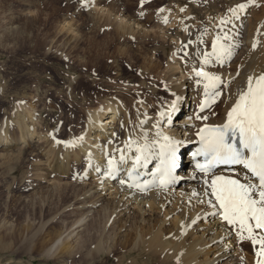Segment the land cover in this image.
Wrapping results in <instances>:
<instances>
[{"label":"bare ground","instance_id":"obj_1","mask_svg":"<svg viewBox=\"0 0 264 264\" xmlns=\"http://www.w3.org/2000/svg\"><path fill=\"white\" fill-rule=\"evenodd\" d=\"M245 4L247 7L235 15L229 9H223L225 11L221 17L227 21L226 24L220 22L218 26L217 19L216 24L211 21L214 33L223 29L219 33L227 36L226 42L232 46L233 54L223 62L208 66L207 70L221 76L225 83L218 89L221 91L220 97L204 112L200 111L205 100L203 86L196 85L192 71L187 73L184 63L178 61L181 57H176L178 59L171 62V67L163 71L157 70L154 73V65L144 67L141 82L132 93L126 88H113L112 91H101L102 94L95 101L86 96L81 98L80 105L78 101H71V105L82 109L83 116L80 119L83 127L78 133L70 132L66 139L60 137V133L56 135L46 130L39 131V123L25 109L21 110L22 114L14 115L11 119L0 117V160L2 158L14 162L15 158L21 156L16 154L30 147L38 156L34 162L35 173L31 176L33 185L44 183L47 194L50 191L60 204L67 203L48 220L62 227L71 222V228L67 225L69 229H63L53 238V246L47 254L58 252V245H61L63 255L74 256L77 247L73 245L78 241V248H87L91 242L95 245L87 249L86 255L95 251L108 259L113 249L119 264H249L241 256L245 253L243 248H237L232 229L224 224L221 217L215 221L217 215H212L214 210L206 203H200L206 200L203 184L205 176L196 168L197 159L202 162L201 157H193L199 148L198 131L206 124H223L228 111L238 99L239 91L246 88L248 78L264 74V0ZM232 5L230 7H236V4ZM124 28L127 29L126 26ZM183 31H186L185 27ZM171 34L173 36H169L174 37L175 34ZM212 36L208 37L213 39ZM174 43L181 45L182 42L178 40ZM172 56L167 55L168 58ZM194 64L199 66V60L192 55L188 66L192 68ZM173 93L180 96L181 101L178 111L169 122L166 117L160 116V112L165 111L174 99ZM197 115L208 116L209 119H196ZM73 118L77 117L74 115ZM73 120L68 123V127L73 128L68 130L74 131L75 125L80 124V120L79 124H72ZM164 120L166 126L163 128ZM158 122L165 134L184 141L178 151L175 181L166 187L158 183V156L153 155L146 164L132 172L133 161L138 153L136 143L129 147L130 139L143 144L145 133L149 139H156ZM79 137H83V140H79L74 147H67L63 143L77 141ZM121 153L125 157L124 161L120 160ZM185 153L186 159L183 160ZM109 159H115L118 163L119 171L114 175L109 174ZM237 173L241 177L244 175L239 167L235 172L229 169L223 173L217 171V174ZM130 184L139 187H129ZM172 211L175 212L171 216ZM97 223L103 225L102 233L92 238L85 234V239H80L87 226ZM65 238V245H62Z\"/></svg>","mask_w":264,"mask_h":264},{"label":"rangeland","instance_id":"obj_2","mask_svg":"<svg viewBox=\"0 0 264 264\" xmlns=\"http://www.w3.org/2000/svg\"><path fill=\"white\" fill-rule=\"evenodd\" d=\"M245 1L0 0V117L11 119L25 109L39 123L38 130L60 133V137L66 139L70 132L78 133L83 127L82 109L71 105V101L79 104L85 96L95 101L101 91L116 88H126L132 93L141 82L144 67L154 65V73L163 71L171 67L176 57H181L176 60L186 63L183 66L190 73L192 68L188 62L192 55L195 57L197 50L211 51L217 35L224 36L219 33L223 29L213 32L215 20L220 26V20L224 19L222 12L231 9V4L249 2ZM169 32L175 34V38ZM178 40L181 45L174 43ZM182 40L188 43L186 48ZM187 51L189 56L185 55ZM171 54L175 55L174 59L167 57ZM96 84L100 85L95 87ZM71 120L72 124H79L80 120L74 131L68 130L73 128L68 127ZM165 126L166 120L163 128ZM30 149L16 154L21 156L15 158V163L1 158L3 164L0 160V264H119L113 249L108 259L95 251L87 258V249L95 246L92 242L87 248L81 245L78 248V241L74 243L75 257L63 255L61 245H58L60 250L55 249L58 252L46 253L53 246V238L72 224L67 222L63 228L48 220L67 203L60 204L50 191L47 194L44 183L33 185L31 176L35 173L34 162L38 156ZM215 218L218 221L220 216ZM224 224L227 225L225 221ZM228 227L235 233L237 248L245 252L241 255L244 261L256 264L260 259L257 256L259 245H253L249 239L241 242L236 229ZM103 229L98 223L89 225L78 237L84 240L88 234L92 238ZM64 240L67 239L62 240V245H65Z\"/></svg>","mask_w":264,"mask_h":264},{"label":"snow or ice","instance_id":"obj_3","mask_svg":"<svg viewBox=\"0 0 264 264\" xmlns=\"http://www.w3.org/2000/svg\"><path fill=\"white\" fill-rule=\"evenodd\" d=\"M249 2L255 3V0ZM246 7L247 4L240 3L229 11L235 15ZM226 23L225 20L221 21L222 25ZM226 40V35H217L211 52L196 54L199 66L194 64L192 73L196 85H202L204 90L205 100L200 107L201 112L215 103L221 95L218 89L225 83L223 78L207 68L213 63L223 62L233 54L231 45L224 42ZM172 95L174 99L168 104L167 109L160 112V116L166 117L169 122L178 111L181 101L180 96L175 93ZM196 119L207 121L209 117L197 115ZM155 135L156 139H149L145 133L143 144L130 139L129 147L136 143L138 153L133 161L132 172L146 164L153 155L158 156L160 160L157 168L158 183L166 187L175 181L178 151L184 141L165 134L159 122ZM197 136L200 146L193 153V157L203 158V162L197 159L196 168L205 176L203 184L206 197V200H201L200 203H206L214 210L212 215H219L227 225L235 228L241 242L249 239L253 245H259L257 256L261 259H257L256 264H264V74L248 78L246 88L239 91L238 99L228 111L223 124H206L198 131ZM79 140H83V137H79L77 141L63 143L67 147H74ZM120 160H125L123 153ZM107 163L111 169L110 175L119 171L115 159H109ZM237 167L244 171L242 177L238 173L217 174L218 170L223 173L225 169L235 172ZM133 186L139 187L135 184L129 185Z\"/></svg>","mask_w":264,"mask_h":264}]
</instances>
